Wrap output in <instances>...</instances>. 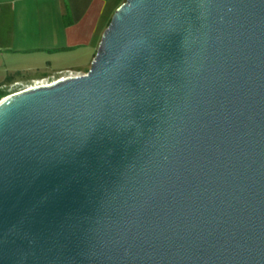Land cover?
<instances>
[{
    "label": "water",
    "instance_id": "water-1",
    "mask_svg": "<svg viewBox=\"0 0 264 264\" xmlns=\"http://www.w3.org/2000/svg\"><path fill=\"white\" fill-rule=\"evenodd\" d=\"M0 264H264V0H124L1 98Z\"/></svg>",
    "mask_w": 264,
    "mask_h": 264
},
{
    "label": "crops",
    "instance_id": "crops-1",
    "mask_svg": "<svg viewBox=\"0 0 264 264\" xmlns=\"http://www.w3.org/2000/svg\"><path fill=\"white\" fill-rule=\"evenodd\" d=\"M103 4V0H0V90L37 69L25 65L24 59L56 52V47L89 44ZM67 16L69 21L64 20Z\"/></svg>",
    "mask_w": 264,
    "mask_h": 264
},
{
    "label": "rangeland",
    "instance_id": "rangeland-1",
    "mask_svg": "<svg viewBox=\"0 0 264 264\" xmlns=\"http://www.w3.org/2000/svg\"><path fill=\"white\" fill-rule=\"evenodd\" d=\"M119 1L121 0H103V8L98 15L94 37L91 38L92 42L89 40V44H84L74 49L70 47L67 48L66 46L60 48L56 47V52L47 54L41 52L35 59H24L25 65H35L37 69L31 70L29 73L27 72L26 76L28 77L22 80L6 83L3 89L9 93H14L37 79H43V82H51L61 77H68V75L80 76L86 74L92 60L91 57L97 48V39L102 37V33L100 35V32L105 30L116 10L114 6ZM121 2H123V0ZM64 20L69 21V16L64 17ZM58 36L60 35L58 34ZM14 82H19V84L14 85Z\"/></svg>",
    "mask_w": 264,
    "mask_h": 264
},
{
    "label": "built area",
    "instance_id": "built-area-1",
    "mask_svg": "<svg viewBox=\"0 0 264 264\" xmlns=\"http://www.w3.org/2000/svg\"><path fill=\"white\" fill-rule=\"evenodd\" d=\"M76 76L77 75H68V77H76ZM66 77H61L60 79H57L55 81L64 79ZM42 80L43 79H37L34 82L32 81V83H30L29 85L25 86L24 88H22V89H20V90H18L16 92H19V91H22V90H26V89H30V88H33V87H39V86L49 85V84H52V83L55 82V81H51V82L45 81V82H43ZM18 84H19V82H14V85H18ZM16 92H14V93H16Z\"/></svg>",
    "mask_w": 264,
    "mask_h": 264
},
{
    "label": "trees",
    "instance_id": "trees-1",
    "mask_svg": "<svg viewBox=\"0 0 264 264\" xmlns=\"http://www.w3.org/2000/svg\"><path fill=\"white\" fill-rule=\"evenodd\" d=\"M124 1V0H123ZM122 3V2H121ZM121 3H119L117 6H116V8H118L119 7V5L121 4ZM115 8V9H116ZM96 52V51H95ZM94 57V56H93ZM8 94H10L9 92H7V91H4V90H0V99L1 98H3V97H5L6 95H8Z\"/></svg>",
    "mask_w": 264,
    "mask_h": 264
}]
</instances>
